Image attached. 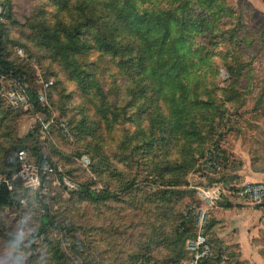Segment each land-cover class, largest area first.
<instances>
[{
  "label": "rangeland",
  "instance_id": "obj_1",
  "mask_svg": "<svg viewBox=\"0 0 264 264\" xmlns=\"http://www.w3.org/2000/svg\"><path fill=\"white\" fill-rule=\"evenodd\" d=\"M1 1L9 2L11 17L3 27L4 56L26 73L27 84L0 75V183L15 170L16 159L19 164V172L9 180L12 202L0 209V264H55L56 250L67 264H194L187 250V242L194 238L191 230L176 231L181 217L191 212L196 236L202 211H206L202 233L212 252L216 244L225 249L218 264H264V217L262 235L252 240L250 262L241 259L238 244L228 239L232 230L224 227L241 204H249L238 196L245 185L235 175L242 164L239 153L249 155L253 170L264 169L259 162L264 155V0H226L234 11L233 28L244 26L239 30L246 39L239 47L249 74L227 102L220 91L228 80L220 56L228 45L209 48L214 55L202 63L205 70L198 73L196 87L199 99L212 103L205 111L214 124L220 123L202 126L205 139L196 142V161L175 188L154 184L156 172L144 168L151 160L163 165L177 159L179 146L157 142L152 150L135 148L141 143L134 138L138 128L148 125L150 110L157 112L154 100L124 92L126 81L114 62L98 55L83 58V65L96 74L104 101L100 95L94 100L81 93L80 80L69 74L72 58L56 55L33 29L37 23L52 30L57 24L79 22L74 0L66 6L61 4L66 0ZM197 43L206 45L202 37ZM48 82L52 84L44 90ZM16 87L33 88L49 114L35 111L29 98L19 107L12 104L9 94ZM108 104H115L116 110L103 125L96 112L102 113ZM164 104L168 111V102ZM83 118L86 127L81 133L78 122ZM30 133L32 137L25 139ZM21 144L24 166L17 158L20 150H13ZM34 146L55 168L37 164ZM130 181L132 189L123 190ZM81 187L113 197L93 202L80 193ZM210 189L217 190L215 195L207 193ZM249 205L262 209L264 200L260 206ZM46 212L54 227L47 226L39 235Z\"/></svg>",
  "mask_w": 264,
  "mask_h": 264
},
{
  "label": "trees",
  "instance_id": "obj_2",
  "mask_svg": "<svg viewBox=\"0 0 264 264\" xmlns=\"http://www.w3.org/2000/svg\"><path fill=\"white\" fill-rule=\"evenodd\" d=\"M3 4L7 22L0 23V75L26 86V73L15 68L4 56L3 27L11 17L7 12L9 2ZM61 4L68 5V0ZM74 5L79 11V22L69 26L57 24L52 30L37 23L33 29L56 55L72 58L69 74L80 80L81 93L90 95L94 100L100 95L104 101L103 93L94 80L96 74L83 65V58L85 60L98 55L114 62L118 75L126 81L124 92L132 93L133 98L140 96L149 101L154 100L157 112L150 110L146 117L148 125L138 128L134 138L135 142L141 143L135 148L140 150L147 147L152 150L157 142L169 143L170 147L179 146L181 154H178L177 159L166 161L163 165L151 160L144 169L156 172L157 180L153 181L154 184L172 188L181 186L184 175L196 161L195 152L199 147L196 142L205 139L202 126L206 122L211 125L215 122L213 116L205 111L212 106L211 101L207 103L199 99L196 87V80L200 75L198 73L204 72L205 64L202 63L205 60L209 62L210 56L214 55L209 48L219 43L227 44L228 49L220 56V66L228 74V80L226 88L220 91L225 94L227 102L236 97L234 94L240 87V80L249 74L245 70L240 49L246 38L239 29L244 26L236 25L233 28L234 11L226 0H74ZM199 37H202L206 45L200 46L197 43ZM216 39L221 41L217 42ZM78 58L82 59L81 63L77 61ZM115 85L116 83L114 89H119ZM25 90L34 110L47 116L48 109L39 102L37 92L31 87ZM104 95L107 99L106 94ZM164 102H168V111ZM115 110V104H108L102 113L96 114L104 125V120L110 115L114 116ZM219 123L220 120L215 124ZM97 125L99 124L96 122L95 127ZM85 127L86 119L83 118L78 122V131L82 133ZM31 137L32 133L25 139ZM20 146L13 150L17 153L24 149L22 144ZM32 152L39 166L48 164L55 168L39 147L34 146ZM17 172L19 164L16 159L15 170L7 172L5 179L10 180ZM163 176L167 178L164 180ZM131 183L130 181L122 189L129 191L133 186ZM12 191L8 190L6 184L0 183V209L10 206ZM80 193L93 202L113 197L108 192L96 194L84 187L80 188ZM180 220L176 233L179 234L181 230L185 234L191 230V237H195L191 212ZM41 225L39 235L46 232L47 226L54 227V220L48 218L47 212L41 218ZM206 230L207 226L204 233ZM223 248L221 244H216L211 255L198 264H218L225 252ZM53 256L55 264H67L65 256L59 254L58 250L53 252Z\"/></svg>",
  "mask_w": 264,
  "mask_h": 264
},
{
  "label": "crops",
  "instance_id": "obj_3",
  "mask_svg": "<svg viewBox=\"0 0 264 264\" xmlns=\"http://www.w3.org/2000/svg\"><path fill=\"white\" fill-rule=\"evenodd\" d=\"M239 154L242 164L235 172V175L240 177L239 181L243 184L264 183V169L253 170L249 155L245 152H240ZM261 156L262 159L259 162L264 163V155L262 154ZM241 205L242 209L236 211V214H234L235 217L230 218L224 227H226L227 231L232 230L228 239L238 244L241 259L250 262L254 247L252 246V240L262 235L263 225H261V221L264 217V207L262 209H256L247 203ZM255 248L256 250L258 249V247Z\"/></svg>",
  "mask_w": 264,
  "mask_h": 264
},
{
  "label": "built area",
  "instance_id": "obj_4",
  "mask_svg": "<svg viewBox=\"0 0 264 264\" xmlns=\"http://www.w3.org/2000/svg\"><path fill=\"white\" fill-rule=\"evenodd\" d=\"M6 22V8L4 7L3 2L0 0V23L4 24ZM51 84V82L44 84V90L48 89ZM9 98L11 99L12 104H14L16 107H19L28 101L29 96L24 87H16V89L9 94ZM17 158L21 163L25 162V152L20 150L17 154ZM2 183L6 184L8 190H12V184L9 182V180L4 179ZM215 191L217 190L210 189L207 193L212 196L215 195ZM238 196L245 199L251 205H260L264 200V184L260 182L247 183L241 188ZM205 222L206 211H202L197 215L196 219V227L198 228V232L193 240L187 242V250L190 251L194 264H198L202 259L210 256L212 252L211 247L208 244L207 237L202 233Z\"/></svg>",
  "mask_w": 264,
  "mask_h": 264
}]
</instances>
